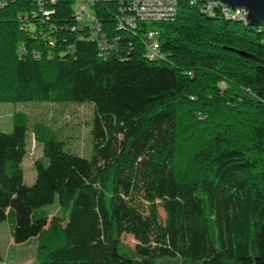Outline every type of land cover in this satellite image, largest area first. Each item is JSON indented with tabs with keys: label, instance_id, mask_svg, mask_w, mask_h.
Wrapping results in <instances>:
<instances>
[{
	"label": "trees",
	"instance_id": "obj_1",
	"mask_svg": "<svg viewBox=\"0 0 264 264\" xmlns=\"http://www.w3.org/2000/svg\"><path fill=\"white\" fill-rule=\"evenodd\" d=\"M72 2L50 22L30 0L0 7V102L94 104L89 157L23 112L0 130V223L38 241L36 264H264V27L180 0L140 28L95 0L102 33L120 36L102 52L65 29ZM30 133L43 156L29 185Z\"/></svg>",
	"mask_w": 264,
	"mask_h": 264
},
{
	"label": "rangeland",
	"instance_id": "obj_2",
	"mask_svg": "<svg viewBox=\"0 0 264 264\" xmlns=\"http://www.w3.org/2000/svg\"><path fill=\"white\" fill-rule=\"evenodd\" d=\"M245 20V19H244ZM155 25L152 26V28ZM16 112L25 113L30 121H43L51 125L64 139L67 146L73 152L89 157L91 153V122L94 115L93 103H48V102H28L13 103L0 102V130L9 132L12 130V116ZM43 147L37 143L34 135L30 133L28 139V153L24 159L23 167L25 182L32 184L36 179L34 162L42 158ZM52 217L59 212L56 205L48 207ZM163 213V211H162ZM164 214V213H163ZM124 242L130 246L135 245L132 235L126 234ZM0 249L3 260L0 264H36L38 241L31 239L25 243H15L12 239L8 223H0Z\"/></svg>",
	"mask_w": 264,
	"mask_h": 264
},
{
	"label": "built area",
	"instance_id": "obj_3",
	"mask_svg": "<svg viewBox=\"0 0 264 264\" xmlns=\"http://www.w3.org/2000/svg\"><path fill=\"white\" fill-rule=\"evenodd\" d=\"M113 1H120L125 7V14H117L116 18L118 19V24L121 22H132L138 24L140 28H143L142 25H148L149 23L160 22L158 20V15H151V8H155L157 6H171V5H179L180 0H112ZM191 4H195L201 0H188ZM205 1V5L208 6H219V9L223 13H232L233 15H242L244 17L247 16V11L244 8H239L236 10H231L225 4L221 2H211ZM4 2L6 0H0V7L4 6ZM33 6V13L41 14L42 21H52L53 15L55 14L56 8L54 7L59 0H30ZM106 4L104 6L107 7ZM142 8H150V15H142ZM97 7H90L85 6V0H73L72 2V10L71 16L72 21H70L71 26L66 25V30L76 31L80 29L82 32L87 33L92 40L96 41L99 48L102 52L111 51L116 46V39L118 40L120 36L114 37V41H108L106 35L102 33L103 25L101 24L97 12ZM56 20V19H55ZM54 26L59 30L62 29L60 27L61 24L59 22H53ZM56 29V30H57ZM43 31H40V34ZM146 38L151 41V53L155 54L156 58H163L164 54L161 52L160 47V35L161 31H154V32H145ZM55 39H50L49 44L55 45ZM69 49H72L71 46Z\"/></svg>",
	"mask_w": 264,
	"mask_h": 264
},
{
	"label": "water",
	"instance_id": "obj_4",
	"mask_svg": "<svg viewBox=\"0 0 264 264\" xmlns=\"http://www.w3.org/2000/svg\"><path fill=\"white\" fill-rule=\"evenodd\" d=\"M221 2L231 10L244 8L247 11V22L249 25L264 27V0H206Z\"/></svg>",
	"mask_w": 264,
	"mask_h": 264
},
{
	"label": "bare ground",
	"instance_id": "obj_5",
	"mask_svg": "<svg viewBox=\"0 0 264 264\" xmlns=\"http://www.w3.org/2000/svg\"><path fill=\"white\" fill-rule=\"evenodd\" d=\"M95 0H85V6L88 5V3H92ZM89 6V5H88ZM176 5H171V6H157L155 8H151V15H158V19H166L171 16V13L175 10ZM142 15H150V8H142ZM243 19L246 20V17L242 15H237ZM248 23V22H247ZM154 32V31H151ZM150 48V53H151V43L149 45ZM152 57H155V54L151 53L150 54Z\"/></svg>",
	"mask_w": 264,
	"mask_h": 264
}]
</instances>
